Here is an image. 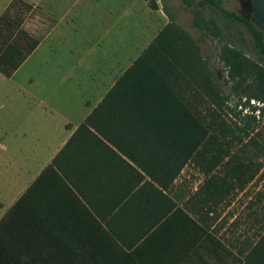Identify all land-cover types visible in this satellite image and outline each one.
<instances>
[{"label":"crops","instance_id":"0c3cea01","mask_svg":"<svg viewBox=\"0 0 264 264\" xmlns=\"http://www.w3.org/2000/svg\"><path fill=\"white\" fill-rule=\"evenodd\" d=\"M13 1L0 0V18ZM93 1L53 17L16 72L0 73V264H219L201 248L215 226L189 206L196 188L174 174L168 130L136 97L109 95L169 18L150 8L139 39L134 0Z\"/></svg>","mask_w":264,"mask_h":264},{"label":"rangeland","instance_id":"374dc122","mask_svg":"<svg viewBox=\"0 0 264 264\" xmlns=\"http://www.w3.org/2000/svg\"><path fill=\"white\" fill-rule=\"evenodd\" d=\"M25 1L29 5L23 4L21 0H14V6L9 7L1 16L0 38L7 34L19 41H23L24 36L28 42L38 40L54 24V18H60L74 1L78 4L77 0H55L58 7L55 13H50L48 9L41 7V3L33 9L35 0ZM98 1L94 0L92 3L96 6ZM153 1L161 12L162 6L168 8L174 17V26L171 31L161 36L169 23L165 26L158 23L161 31L146 43L144 50H139V56L151 44H159L155 47L153 62L151 60L158 73L167 82L176 83L178 96L199 118L216 124L219 121L225 122L227 128L236 136L233 140L228 136L221 144L218 141L208 144L209 152H204L203 156L200 154L198 163L191 159L186 161L182 167L184 170L181 178L184 179L186 193L190 194L196 188V196L191 195L189 206L200 208L196 210L197 214L207 227L214 224L212 234L217 235L237 258L238 251H248L264 228V91L260 93L259 100L253 101H245L246 98L241 94H234L231 85L226 81V72L218 59V51L221 43L226 42L240 50L247 59L261 64L259 53L245 27L221 14L204 10L205 16H212L221 28L224 34L222 42L204 36L194 27L191 10L185 9L180 0ZM134 2L138 12L137 31L140 39L146 32L148 16L144 15L151 10L150 0ZM222 5L226 10L257 25L252 0H222ZM79 8L80 6L75 7ZM121 25L123 32L127 30L124 23ZM185 34L194 41L195 46L188 43ZM20 74L16 75L13 82L21 79ZM0 82L6 81L0 78ZM249 82L253 87L252 91L257 90L258 80L254 72L250 74ZM1 111L0 101V113ZM210 131L219 136L221 129L213 125ZM238 136L241 141L237 139ZM243 165L251 169L258 166L259 172L240 189L236 185L237 181L247 179L248 172H235L243 169ZM1 169L0 167V177ZM193 199L196 203H193ZM7 233L9 235L8 231L3 233L0 229V246L3 243L9 244ZM231 262L232 259L227 258L226 264Z\"/></svg>","mask_w":264,"mask_h":264},{"label":"trees","instance_id":"16d2710c","mask_svg":"<svg viewBox=\"0 0 264 264\" xmlns=\"http://www.w3.org/2000/svg\"><path fill=\"white\" fill-rule=\"evenodd\" d=\"M180 1L185 9L191 10L194 27L200 30L204 36L216 38L220 42H222L224 36L216 20L212 16H205V9L221 14L226 19L245 27L253 39L255 48L258 50L261 64L247 59L240 50L226 42H222L219 47L218 59L225 69L226 81L231 85L233 93L241 94L246 98L245 101L259 100L260 93L264 91V31L249 19L226 10L222 5V0ZM149 5L153 9L156 7L153 0H150ZM162 10L169 18V24L163 29L161 36L171 31V27L174 26L175 22L166 6H162ZM185 37L191 46H195L194 41L187 34H185ZM22 40L19 41L7 34L0 38V73L7 78H10L16 72L38 44V40L28 42L25 36ZM157 45L151 44L137 58L118 80L109 95L134 96L138 99L139 109L155 112L152 119L153 125L168 130L170 163L171 166L175 167L174 174H177L186 161L188 162L191 159L198 163V156L200 154L203 156L204 152H209L208 144H215L216 141L224 143L228 136L231 137V140L235 139L236 136L230 128H227L225 122L219 121L216 124L204 118H199L187 103L181 100L176 90V83L167 82L162 74L158 73L157 68L153 66L155 64L152 63V58ZM252 72L256 74L258 80L256 82L257 90L255 91H252L253 87L249 82ZM213 125L221 129L219 136L210 131ZM167 134L164 133V137H167ZM237 139L241 141L240 136ZM200 150L201 152H199ZM238 171L248 172L247 179L237 181V187L242 189L256 176L259 168L256 166L251 169L247 165H243V169L240 168L235 173L237 174ZM201 248L210 249L215 253L219 264H226L227 258L232 259L233 263L230 264H264V228H262L258 240L252 244L248 251L245 253L243 249L238 251L237 258L212 232L206 236Z\"/></svg>","mask_w":264,"mask_h":264},{"label":"water","instance_id":"95a60500","mask_svg":"<svg viewBox=\"0 0 264 264\" xmlns=\"http://www.w3.org/2000/svg\"><path fill=\"white\" fill-rule=\"evenodd\" d=\"M254 5V20L264 31V0H252Z\"/></svg>","mask_w":264,"mask_h":264},{"label":"flooded vegetation","instance_id":"af4514ba","mask_svg":"<svg viewBox=\"0 0 264 264\" xmlns=\"http://www.w3.org/2000/svg\"><path fill=\"white\" fill-rule=\"evenodd\" d=\"M253 3V2H252Z\"/></svg>","mask_w":264,"mask_h":264}]
</instances>
